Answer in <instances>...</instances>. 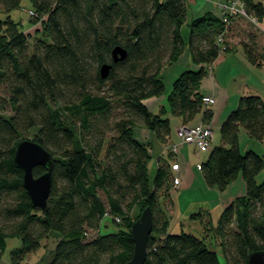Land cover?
I'll return each mask as SVG.
<instances>
[{"label": "trees", "instance_id": "16d2710c", "mask_svg": "<svg viewBox=\"0 0 264 264\" xmlns=\"http://www.w3.org/2000/svg\"><path fill=\"white\" fill-rule=\"evenodd\" d=\"M242 1L250 15L264 19L261 2ZM22 2L0 0L6 16L0 18V87L8 89L5 101L14 112L0 114V253L7 239L18 237L22 246L12 250L11 264H27L53 238L57 246L49 252V264H125L134 253L132 224L150 206L153 232L145 264H221L205 239L168 231L159 199L170 198L175 176L171 165L162 163L151 182L149 144L137 139L135 128L144 127L167 143L171 122L163 116L169 112L184 124L200 113L203 122H212L201 84L207 66L231 51L226 41L224 49L217 43L225 29L222 20L207 13L189 23L192 63L201 67L180 74L166 96L168 108L158 114L146 101L164 96L163 70L185 50L181 29L187 23L186 0H30L38 14L33 21L42 25L34 37L11 18ZM116 47L127 51L124 60L114 62ZM243 49L250 64L263 65L254 36ZM105 64L112 68L102 78ZM242 128L264 141L260 95L240 97L237 109L220 126L225 144L214 147L201 164L210 188L225 190L238 177L246 183V194L226 207L218 227L209 217L228 264H247L252 252L264 251V181H257L264 158L253 150L242 152ZM25 135L54 155L46 210L32 205L24 172L14 161ZM45 171L37 166L33 173L38 177ZM99 190L107 195L119 224L105 218ZM136 207L139 214L133 218ZM105 220L120 225L117 231L100 233ZM87 228L98 230L99 236L89 239Z\"/></svg>", "mask_w": 264, "mask_h": 264}, {"label": "rangeland", "instance_id": "374dc122", "mask_svg": "<svg viewBox=\"0 0 264 264\" xmlns=\"http://www.w3.org/2000/svg\"><path fill=\"white\" fill-rule=\"evenodd\" d=\"M187 1V0H186ZM34 8L31 5L30 0H23L21 4V8L14 10L11 12V18L18 23H21V29L28 35L34 37L36 32L38 31L39 28H41V23H38L37 25L33 21L35 18L38 17V14L32 16L30 14L31 11H33ZM253 16V15H252ZM6 16L4 13L1 12V6H0V18L4 19ZM194 16L192 15L191 10L187 13V22L192 20ZM255 17V16H254ZM257 24L259 20H256ZM181 33L183 38L187 41L189 34H190V27L185 23L181 29ZM226 39V37H225ZM31 42H33V38L30 39ZM235 60H239L240 58L237 55H234ZM192 64H187V59L184 56L181 59V62L175 63L171 66H168L162 73V79L165 83V94L163 98L161 99L163 102L158 108L159 110L156 113H160V110L162 109L163 106H167V101H166V96L172 91V86L174 81L180 76V74L187 70V69H193L191 66ZM242 67V66H241ZM244 73V79L249 81L251 84H256L257 88H255V93L258 95H262L261 97L264 100V67L262 66V69L259 68V71H256V69H248L242 68ZM246 70V71H245ZM235 74V76H234ZM220 81V85L222 87L227 88L232 95H234L236 88L240 84V78L237 77L236 73L229 74L228 69L225 72L222 70L221 76L218 77ZM206 84V82H205ZM205 91V87L203 88ZM246 94H251L250 92L246 91ZM9 97V92L8 89L5 86L0 87V114L5 115V116H10L13 115L14 112L11 110L10 106L6 103V99ZM239 100L237 102V105L232 104V108H228L227 114H224L222 118V122L226 120L228 115L237 109L238 107ZM4 105V109H1V106ZM163 118H169L171 122V140L167 144L168 148H172L171 154L167 153L165 155H161V159H159L160 152L159 151H164L166 143L160 142L157 140L155 137L151 135H145V131H150V130H145L142 127H136L135 128V135L137 139L143 143H151L154 148V156L149 162V177L151 182H153L156 172L158 169V165H161L162 163H169L171 165V162H174V150L172 143L173 142H178V135H177V126L180 122L179 118L172 115L171 113L164 115ZM220 122V123H222ZM214 125V135L212 138V146L210 147L209 150L206 151H200L196 147H190V154L193 155L194 162H204L208 159V156L212 149L214 147L222 146L225 143L222 140V135L220 131V126L221 124H213ZM31 136L25 135L23 139H31ZM110 141V140H109ZM108 141V142H109ZM150 141V142H149ZM107 142V145H108ZM106 145V146H107ZM240 147L242 152H246L247 150H253L259 155H261L264 158V141H257L249 134L245 129H241L240 133ZM150 148V144L148 145ZM229 147V146H227ZM195 148V149H194ZM102 159H104V153L102 156ZM175 163V162H174ZM173 163V164H174ZM173 164L171 165L172 171L176 170L173 169ZM197 172V171H196ZM198 173V172H197ZM199 174V173H198ZM174 176V175H173ZM199 177L196 182L195 186L189 190V191H183L180 192L174 187V180H173V189L170 192V195L172 193V196L174 199L169 198V195L161 197L159 199V203L163 212V219L167 220L168 222V231L173 233V234H180L182 232L185 233H190L193 234L199 238H203L206 240V243L209 245V248L216 251L219 255L220 263L221 264H228V261L226 260V257L223 254L222 248L220 246V238L219 235L212 230L211 225L216 228L218 227L219 220L221 217V214L223 211L228 207L236 198L245 195L246 194V183L241 181V179H236L233 181L225 190H218L215 188H210L206 183L204 182V179H201ZM257 181L259 183H262L264 181V169L262 173L258 176ZM204 183V187H202ZM202 184V185H201ZM234 193V198H231L227 200L228 198L231 197V194ZM179 196V197H178ZM99 197L101 201L105 205V210L106 212H110V207L108 203V198L107 195L102 191L99 190ZM224 200H227V205L225 208H222V203ZM172 202V204H171ZM180 208L182 209L183 212H180ZM223 209V210H222ZM182 213V216H180V213ZM185 212V213H184ZM200 213H202V216H200ZM139 214V208L136 207L135 210L132 212V217L135 218ZM193 215V216H192ZM206 217V218H205ZM209 217L211 221V225L209 223ZM118 223V222H117ZM115 224L111 220H105L103 224L100 226V233L104 234H110L118 229V224ZM87 231L89 232V239L95 238L99 236V231L95 230L93 228H87ZM55 239H51V243H49L47 240L45 243L47 245L49 244L52 247L55 244ZM22 246L21 239L16 237V238H9L7 239V247L6 250L3 252L2 256L0 257V264H10L11 261V252L14 249H17ZM44 248L42 247L39 249L37 252L31 254L27 260V264H36L39 261L42 260V257L45 254H48L49 248Z\"/></svg>", "mask_w": 264, "mask_h": 264}, {"label": "crops", "instance_id": "0c3cea01", "mask_svg": "<svg viewBox=\"0 0 264 264\" xmlns=\"http://www.w3.org/2000/svg\"><path fill=\"white\" fill-rule=\"evenodd\" d=\"M254 1L261 2L264 5V0H254ZM186 2H187V13L189 12V10H191L192 15L194 16L192 20L187 22V25H189V23L192 22L193 19L203 16L207 13H211L213 15H218L219 13L218 6L214 0H187ZM226 35L227 36H226L225 41L231 48V51L227 53H221L218 59L215 61V63L212 66L210 67L207 66L208 74L201 84V93L204 96H210L215 99V104H213L212 106H209L213 111V119L211 122L212 125L215 123L222 124L223 123L222 120H224V118L222 117L224 116V114H227L226 112H228V108H230L232 104L234 103L235 105H237L238 100H240V97L242 95L246 94L245 93L246 91L250 92L251 94H256L255 88H257V85L256 84L253 85L246 79L242 78L244 77V75H246L244 71L242 70V68L248 69L250 67V69H256V71H259L258 70L259 68L262 69V66L264 67V19L259 20L258 24H253L247 18H243V17L236 18L232 20L230 27H229V31ZM251 35L256 38L258 52L263 59V65L261 67H256L250 64L245 55L244 49H243V44L249 41V37ZM188 40H189V37H188ZM188 40L186 41L184 39L186 43V47H185L184 52L182 53V55L180 56L179 60L176 63L181 62V59L185 56L187 59V64H192L191 65L192 67L194 66L192 70H198L200 69L201 66H197L194 63H192ZM234 55H237L240 58V61L235 60ZM168 66H171V65H168ZM168 66H166L165 69ZM227 69L230 75L233 73H236L237 77L240 78V81H239L240 84L236 88L234 95H232L231 92L227 88L222 87L220 85V81L218 78L221 76L222 70L225 72V70L227 71ZM204 87H205V91L203 90ZM162 98L163 97H160V98L154 97V98L148 99L146 101V104L150 109H152V111L156 113L159 110L158 108H160L163 102L161 100ZM178 118L180 122L177 126V129L180 125L183 124V120L180 117ZM200 122H203V113L198 114L196 118L189 124L193 125V124H197ZM145 130H148V129L144 128V131ZM144 133L146 136L150 135L149 138L151 137V135L156 138V135L151 131H145ZM170 140H171V136L169 137L168 142L164 144L165 145L164 151H159L160 152L159 159H161V155L163 156L167 153V150H168V154L173 153L171 150L172 148L170 149L167 147V144L170 142ZM149 144L151 145L149 148V151L153 158L154 153H155L154 148L151 143ZM172 146L173 147L176 146V151L174 152V159H175L174 162L179 164V169L173 170L172 173L175 177H179L181 179V184L179 185V187H176V189L179 190L180 192L189 191L195 186L196 180L199 177H201V175H202L201 179H204L202 171H201L202 161L195 163L193 159V155H191L189 152L190 147L192 146L196 147L195 145L182 143L180 139L178 138V142H173ZM174 162H171V165ZM238 179H241V181L244 182L242 177H238ZM202 187H204V183ZM171 198L174 199L172 196V193L170 196V200ZM231 198H234V193L231 194V197L228 198L227 200ZM227 200H224V202L222 203V208H225V206L227 205V202H228ZM180 212H183L181 208H180ZM180 216H182V213H180ZM2 254L3 252L0 253V257L2 256ZM10 264H11V261H10Z\"/></svg>", "mask_w": 264, "mask_h": 264}, {"label": "water", "instance_id": "95a60500", "mask_svg": "<svg viewBox=\"0 0 264 264\" xmlns=\"http://www.w3.org/2000/svg\"><path fill=\"white\" fill-rule=\"evenodd\" d=\"M127 51L122 47H116L113 50L114 62L124 60ZM111 64H105L101 68L102 78H107ZM15 164L23 170V186L26 189L32 205L35 208L46 210L48 201L51 197L53 186L52 164L54 155L42 144L31 139H23L18 142L15 151ZM37 166L46 169L45 173L38 177L34 176L33 170ZM153 232V213L151 207L145 208L140 217L132 224L131 235L134 242V253L125 264H145L148 255V242ZM51 243V239L49 240ZM61 241V238L59 239ZM57 245L49 248V251L55 250ZM51 255L47 254L36 264H49ZM247 264H264V251L257 250L249 255Z\"/></svg>", "mask_w": 264, "mask_h": 264}, {"label": "built area", "instance_id": "2783aa9c", "mask_svg": "<svg viewBox=\"0 0 264 264\" xmlns=\"http://www.w3.org/2000/svg\"><path fill=\"white\" fill-rule=\"evenodd\" d=\"M218 6V17L225 24L224 32L217 38V43L225 48V37L229 31L232 20L243 17L250 20L253 24H257L256 17L250 15L246 9L245 3L242 0H214ZM32 16L36 15V12L31 11ZM203 102L207 106L215 104V99L210 96H205ZM177 135L182 143L193 144L200 151L209 150L212 146V138L214 135V126L210 123L200 122L197 124H182L177 129ZM176 150V146L173 147ZM173 169L178 170L179 164L174 163ZM181 179L174 177V187H179ZM173 187V188H174ZM114 218L117 222H120L119 217L113 216L110 212L105 213V218Z\"/></svg>", "mask_w": 264, "mask_h": 264}, {"label": "flooded vegetation", "instance_id": "af4514ba", "mask_svg": "<svg viewBox=\"0 0 264 264\" xmlns=\"http://www.w3.org/2000/svg\"><path fill=\"white\" fill-rule=\"evenodd\" d=\"M52 239H53V238H52ZM49 243H50V241H49ZM49 252H51V251H48V254H49ZM45 255H47V254H45ZM45 255H44V256H45Z\"/></svg>", "mask_w": 264, "mask_h": 264}]
</instances>
